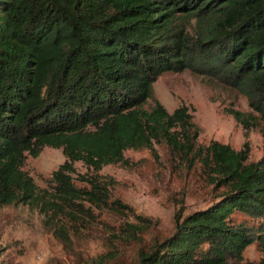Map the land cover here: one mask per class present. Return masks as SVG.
<instances>
[{
  "label": "trees",
  "instance_id": "trees-1",
  "mask_svg": "<svg viewBox=\"0 0 264 264\" xmlns=\"http://www.w3.org/2000/svg\"><path fill=\"white\" fill-rule=\"evenodd\" d=\"M192 21L213 28L192 42ZM187 70L248 88L264 117V0H0V207L107 202L106 189L75 185V164L99 171L141 149L158 158L165 144L214 202L176 213L137 264H235L254 243L264 255V157L250 162L248 144L200 146L187 106L146 108L163 74ZM45 147L66 158L51 191L24 170ZM238 212L257 226L231 223Z\"/></svg>",
  "mask_w": 264,
  "mask_h": 264
},
{
  "label": "rangeland",
  "instance_id": "rangeland-1",
  "mask_svg": "<svg viewBox=\"0 0 264 264\" xmlns=\"http://www.w3.org/2000/svg\"><path fill=\"white\" fill-rule=\"evenodd\" d=\"M190 28L193 42L213 27L198 28L192 21ZM231 81L201 71L165 73L146 108L157 101L170 113L187 106L200 129V146L218 141L240 151L248 144L250 162L256 163L264 157V117L252 106L250 90ZM230 111L242 113L243 123ZM156 148L158 158L148 149L129 150L123 162L99 171L75 164V185L88 192L106 189L107 202L60 203L62 210L49 214L28 205L1 206L0 264H137L142 248L171 234L176 213L185 210L186 216L214 202L212 189L165 144ZM65 161L61 149L45 147L38 158L27 156L24 170L40 189L51 191L52 174ZM231 223L253 227L258 220L238 212ZM263 259L254 243L233 263L261 264Z\"/></svg>",
  "mask_w": 264,
  "mask_h": 264
}]
</instances>
